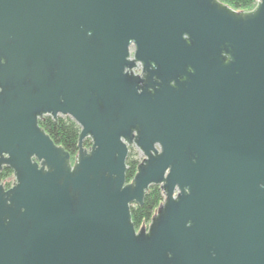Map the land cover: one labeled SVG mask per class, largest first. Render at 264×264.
Segmentation results:
<instances>
[{"label":"water","instance_id":"1","mask_svg":"<svg viewBox=\"0 0 264 264\" xmlns=\"http://www.w3.org/2000/svg\"><path fill=\"white\" fill-rule=\"evenodd\" d=\"M4 165L0 264H264V0H0Z\"/></svg>","mask_w":264,"mask_h":264},{"label":"trees","instance_id":"2","mask_svg":"<svg viewBox=\"0 0 264 264\" xmlns=\"http://www.w3.org/2000/svg\"><path fill=\"white\" fill-rule=\"evenodd\" d=\"M235 9H248L255 5L256 0H221ZM39 124L49 133L51 138L58 144H61L70 154L71 161L78 150V134L80 125L69 115H58L53 118L49 114H45L38 119ZM90 138L85 137L83 144L88 146ZM140 151L134 146L129 145L126 156V170L125 177L130 180L136 171V166L141 159ZM12 176V169L6 165L0 170V180L5 187L10 185V177ZM164 194L159 184L152 183L144 193L141 203L132 202L130 204L131 217L136 229L141 224H148L158 204L163 200Z\"/></svg>","mask_w":264,"mask_h":264},{"label":"rangeland","instance_id":"3","mask_svg":"<svg viewBox=\"0 0 264 264\" xmlns=\"http://www.w3.org/2000/svg\"><path fill=\"white\" fill-rule=\"evenodd\" d=\"M140 155L142 156V154H141V152H140ZM11 181H10V184L12 183V181H13V174H12V176L9 178Z\"/></svg>","mask_w":264,"mask_h":264}]
</instances>
